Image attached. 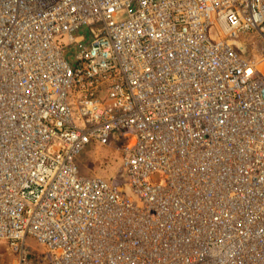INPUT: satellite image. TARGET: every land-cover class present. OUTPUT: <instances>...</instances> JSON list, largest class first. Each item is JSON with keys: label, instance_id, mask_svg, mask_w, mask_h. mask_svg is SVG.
<instances>
[{"label": "built area", "instance_id": "1", "mask_svg": "<svg viewBox=\"0 0 264 264\" xmlns=\"http://www.w3.org/2000/svg\"><path fill=\"white\" fill-rule=\"evenodd\" d=\"M262 66L264 0H0V243L264 264ZM110 141L117 174L80 175Z\"/></svg>", "mask_w": 264, "mask_h": 264}, {"label": "rangeland", "instance_id": "2", "mask_svg": "<svg viewBox=\"0 0 264 264\" xmlns=\"http://www.w3.org/2000/svg\"><path fill=\"white\" fill-rule=\"evenodd\" d=\"M243 42L250 43L252 36L248 38L239 37ZM239 55L243 58L242 54ZM82 176H99L102 178L114 177L120 167V155L113 147V141H110L109 146H95L90 143L75 159ZM125 173V170L124 172ZM125 176V174H124ZM27 251L32 264L37 263L44 255V251L29 237L27 239ZM0 264H16L15 256L10 251L6 243H0Z\"/></svg>", "mask_w": 264, "mask_h": 264}, {"label": "bare ground", "instance_id": "3", "mask_svg": "<svg viewBox=\"0 0 264 264\" xmlns=\"http://www.w3.org/2000/svg\"><path fill=\"white\" fill-rule=\"evenodd\" d=\"M262 70H264V66H262Z\"/></svg>", "mask_w": 264, "mask_h": 264}]
</instances>
